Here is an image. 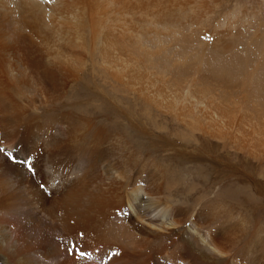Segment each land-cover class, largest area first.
I'll return each instance as SVG.
<instances>
[{
    "label": "bare ground",
    "instance_id": "bare-ground-1",
    "mask_svg": "<svg viewBox=\"0 0 264 264\" xmlns=\"http://www.w3.org/2000/svg\"><path fill=\"white\" fill-rule=\"evenodd\" d=\"M136 100L264 167V0H0V264H264L263 201Z\"/></svg>",
    "mask_w": 264,
    "mask_h": 264
},
{
    "label": "rangeland",
    "instance_id": "rangeland-1",
    "mask_svg": "<svg viewBox=\"0 0 264 264\" xmlns=\"http://www.w3.org/2000/svg\"><path fill=\"white\" fill-rule=\"evenodd\" d=\"M232 1H234V0H232ZM229 2H231V0H226V5ZM96 61H97L96 57H93V60L88 59V64H89L88 65V73L91 75H93V72H92L93 70L97 71V69L94 65V63ZM170 74L172 76L173 81H175L177 83H179V82L181 83L185 79L189 78L190 76H193V71L191 68L182 67L181 69H178V68L171 69ZM98 80L100 82L99 78H98ZM206 80L210 81L208 78ZM229 82H231V80ZM108 88H111L109 84H108ZM136 102L139 104V106L137 104V115H138V117L139 118L140 117L145 118V119L142 118L141 120H143V121L144 120H150V121L153 120L152 122H154V123L158 122L160 124H163L164 122H170L169 124L172 126V127L171 126L168 127L169 128L168 131L170 132V135L164 136L163 134H161L162 132H159V130H157V129L146 130V128H144L142 125H139V124L135 125L134 124L133 126L137 127L136 130L138 131V137H139V141H138L139 146L137 147L138 149L143 150V151L145 150V152H152L153 151V153L156 156H158V157L161 156L160 158H164V159H168L167 158L168 156L174 157V158H176V162H178L177 158H180V159L182 158L183 160H186L187 162L189 161V163L185 162V164L187 163L188 165L189 164L195 165L194 163L196 162V159L194 157L201 155L202 158L207 160L211 165L214 164V165H212L216 170L214 175L219 176L217 182H219L220 185H217L215 187L218 190V192L220 191V188L222 187V185L225 184L226 182L228 185H230V182H228V180H230L231 182L233 180L234 181L240 180L242 182L246 181L247 183H239V184L241 186L246 187L247 189L250 188L252 193H253L252 196L262 200L263 204H264V177H263L264 176V167L258 166L257 164L253 163L252 161H247L242 157H240L239 161H237V159H234V155H233L232 151L224 150L221 148L220 145H218L219 148H217V149L214 147L215 150L210 148L209 151H206V145L204 144V140L202 141L201 138H199L200 145L198 144L197 148L194 149L195 151L193 152V149L189 148L190 145H186V143L180 142L179 139L175 140L173 134H175V132H176L177 135H179V134L183 135V138L186 135L189 138H192V136H194L195 134L198 135L196 132H193L187 128H182L180 124L175 122L173 119H170V117L167 118V116L159 114L154 110L147 109L145 107V105H143L140 100H136ZM106 103L111 105L107 101H106ZM146 109L148 111H145ZM145 115L147 117H145ZM148 115H149V118H148ZM154 115H156V116H154ZM177 125H178V129H174L177 127ZM164 126H165V124H164ZM160 127H162V126H160ZM161 130H163V129H161ZM163 131H166V130H163ZM187 136L185 138H188ZM149 138H151V139H149ZM152 141H154L155 145L152 144ZM149 142H151V143H149ZM140 143H142L143 147L140 145ZM201 145H202V147H201ZM200 147H201V149L199 150ZM155 155H152L153 159H155V157H154ZM165 155H166V157H164ZM203 155H205V156H203ZM207 161H205V162H207ZM192 162H193V164H192ZM262 171H263V173H262ZM247 172H250L254 176L253 180L250 179V177L247 175ZM218 192H216V194ZM212 193H213V191H212ZM211 195H213V194H211ZM260 214L264 215V208H261L260 210L259 209L256 210L253 215L259 216Z\"/></svg>",
    "mask_w": 264,
    "mask_h": 264
},
{
    "label": "snow or ice",
    "instance_id": "snow-or-ice-1",
    "mask_svg": "<svg viewBox=\"0 0 264 264\" xmlns=\"http://www.w3.org/2000/svg\"><path fill=\"white\" fill-rule=\"evenodd\" d=\"M3 151H4V149L0 148V153H2ZM25 165H26V167H28V170H29V171L32 170V167H31V164L29 163V161H25ZM80 256H81V257H85V256H87V253L81 251V252H80Z\"/></svg>",
    "mask_w": 264,
    "mask_h": 264
}]
</instances>
